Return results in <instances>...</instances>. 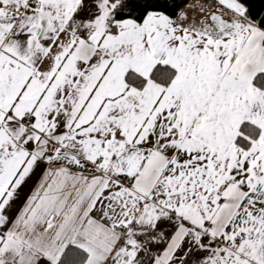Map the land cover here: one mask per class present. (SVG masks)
Segmentation results:
<instances>
[{"label": "snow or ice", "instance_id": "1", "mask_svg": "<svg viewBox=\"0 0 264 264\" xmlns=\"http://www.w3.org/2000/svg\"><path fill=\"white\" fill-rule=\"evenodd\" d=\"M0 264H264V0H0Z\"/></svg>", "mask_w": 264, "mask_h": 264}]
</instances>
